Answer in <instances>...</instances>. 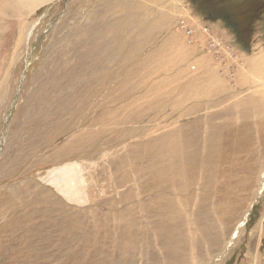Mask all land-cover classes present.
Returning a JSON list of instances; mask_svg holds the SVG:
<instances>
[{
    "label": "rangeland",
    "instance_id": "obj_1",
    "mask_svg": "<svg viewBox=\"0 0 264 264\" xmlns=\"http://www.w3.org/2000/svg\"><path fill=\"white\" fill-rule=\"evenodd\" d=\"M171 1L184 12L167 0H0V264H264V94L250 102L237 78L242 53L264 55V22L229 64L200 25L229 31ZM246 74L264 86L258 65ZM168 123L199 148L177 213L150 170Z\"/></svg>",
    "mask_w": 264,
    "mask_h": 264
},
{
    "label": "bare ground",
    "instance_id": "obj_2",
    "mask_svg": "<svg viewBox=\"0 0 264 264\" xmlns=\"http://www.w3.org/2000/svg\"><path fill=\"white\" fill-rule=\"evenodd\" d=\"M0 17H1V11H0ZM95 124H97V122ZM167 125L170 128L167 129L166 135L164 136L163 134L161 137L163 136L164 137L158 140V142L155 145H152L150 148L149 156L152 159L158 160L150 164V170L154 175V179L160 181L164 185V188L168 190V192H162L159 195L161 199L164 200L165 202L168 199L165 208L168 204L171 203L173 210L177 213L180 207V205L178 204L179 200H182L183 204H187V205L190 204L192 201V198L188 194L190 190L189 186H192V181L188 178L189 176L187 175V171L189 170L190 167L193 166V156L197 153L199 148L195 147V141L197 140V138L196 140L193 139V137L188 138L187 134L184 131L183 124L168 123ZM101 130L103 132L106 130V128L101 127ZM205 151L206 149L204 151L202 150L201 152H203L204 154ZM221 158L222 160H224L223 156ZM222 160L220 161L223 162ZM160 161H164L165 164L164 162H160ZM162 175L169 176L170 181L167 178L161 179ZM205 196L208 198L207 194ZM215 200L216 198L214 199V201ZM228 206L229 204L223 202L224 208L221 211V213H223L222 216L221 214H218L216 215V219L213 217L217 221L216 224H218L219 227L221 226L222 221L226 219V215L228 213ZM138 215L139 217L141 216L140 213H138ZM235 234H236V230L232 232L231 237H234ZM193 235L194 233L192 235L191 234L186 235V243L188 245H190V243L192 242L191 236Z\"/></svg>",
    "mask_w": 264,
    "mask_h": 264
},
{
    "label": "trees",
    "instance_id": "obj_3",
    "mask_svg": "<svg viewBox=\"0 0 264 264\" xmlns=\"http://www.w3.org/2000/svg\"><path fill=\"white\" fill-rule=\"evenodd\" d=\"M205 21L220 22L241 51H249L258 23L264 22V0H188ZM264 30V25H263Z\"/></svg>",
    "mask_w": 264,
    "mask_h": 264
},
{
    "label": "crops",
    "instance_id": "obj_4",
    "mask_svg": "<svg viewBox=\"0 0 264 264\" xmlns=\"http://www.w3.org/2000/svg\"><path fill=\"white\" fill-rule=\"evenodd\" d=\"M150 2H153L155 5V8H163L162 10H165V6L164 5H160V0H149ZM178 10V13H182L184 12L183 9L181 10L178 9V7L174 4V1L172 2L171 0H167V3H166V11H176ZM186 12V11H185ZM205 21V20H204ZM207 22V21H205ZM212 25L211 26H219V22H215V23H211ZM214 29H216L215 27H213ZM218 28V27H217ZM224 37L230 41L233 42V36L232 34L230 33H227V36L224 35ZM254 42V41H253ZM258 46V44H255L254 46L252 45L251 48L253 47H256ZM236 47V45H235ZM259 58V59H257ZM241 59L243 61H245V63L243 64V67H242V70L239 71L238 73V80H239V85L244 88L245 86H248L250 89H251V92L248 94L249 98H250V102H253L255 101L259 95H263L264 94V86L261 85V87H258L255 86V87H251V84H252V81H254V79L252 78H248V75L246 74V72L250 69H252V65L255 64V65H258L260 67V69L264 70V55L263 56H260V57H254V59H252V57H250L249 54L247 53H242L241 54ZM252 59V60H251ZM248 68V70L246 71L245 67ZM212 73L214 74V79H217L219 82H221L219 76L215 73L216 70H214V67L210 66V68ZM248 78V79H247ZM247 79V80H246ZM250 79V80H249ZM259 89V90H258ZM257 101V100H256ZM259 101V100H258Z\"/></svg>",
    "mask_w": 264,
    "mask_h": 264
},
{
    "label": "built area",
    "instance_id": "obj_5",
    "mask_svg": "<svg viewBox=\"0 0 264 264\" xmlns=\"http://www.w3.org/2000/svg\"><path fill=\"white\" fill-rule=\"evenodd\" d=\"M187 25L188 24L184 20H180L178 28L182 31V33L183 32L185 33V35L191 41V43L195 44L196 43V38L194 35L195 30H193L191 27H188ZM200 29H201L200 30L201 33L204 34L203 37H204L205 49L207 50V52H209L213 55L212 57L216 61L220 60L221 53L224 52V50H226V48H227L229 51L226 54V56H227V58L231 59L228 63L233 64V62H237L236 60H234L236 58V56H234V55H236L235 54L236 48L234 49L235 53L234 52L232 53V47L235 46L232 41H230V42L233 45H230V42H228L226 38L225 39L223 38V40H222L218 36L217 37L214 36V34H215L214 29L212 27H210L209 25H204V26L200 25Z\"/></svg>",
    "mask_w": 264,
    "mask_h": 264
}]
</instances>
